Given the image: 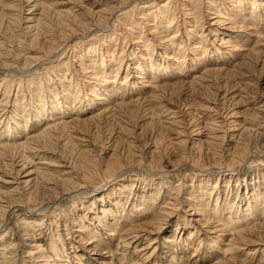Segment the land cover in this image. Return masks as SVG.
I'll return each mask as SVG.
<instances>
[{"label": "rangeland", "instance_id": "rangeland-1", "mask_svg": "<svg viewBox=\"0 0 264 264\" xmlns=\"http://www.w3.org/2000/svg\"><path fill=\"white\" fill-rule=\"evenodd\" d=\"M183 2L0 0V264H264V0Z\"/></svg>", "mask_w": 264, "mask_h": 264}, {"label": "bare ground", "instance_id": "bare-ground-1", "mask_svg": "<svg viewBox=\"0 0 264 264\" xmlns=\"http://www.w3.org/2000/svg\"><path fill=\"white\" fill-rule=\"evenodd\" d=\"M129 2H130V0H128ZM168 1V0H167ZM172 1V0H171ZM184 2H183V5L185 6V7H187V8H189V4H188V2H187V0H183ZM223 1V0H222ZM256 2H257V0H255ZM126 2V1H125ZM124 2V3H125ZM212 2H213V0H212ZM219 2H220V0H219ZM243 2V1H242ZM127 3V2H126ZM170 3V2H169ZM173 3V2H172ZM246 3V2H245ZM259 3V2H258ZM151 4V3H150ZM246 4H249V3H246ZM143 5V4H142ZM177 6H178V4H176ZM192 5V4H191ZM261 5V4H260ZM262 5H264V4H262ZM236 6H237V4H236ZM160 7V6H159ZM179 7V6H178ZM217 7H219V6H217ZM232 8V7H231ZM239 8V7H238ZM247 8V7H246ZM171 9V8H170ZM186 9V8H185ZM233 9V8H232ZM157 10V9H156ZM220 10L221 9H219V10H217V12H218V14H217V16H215L214 18H217V21L216 22H223V21H221V19H225L226 21H228V23H230L228 26L229 27H231V28H233L232 26L233 25H231V24H236V23H238L239 22V20L238 19H235V18H230L229 16H230V14H229V16L228 17H225V16H222L219 12H220ZM226 10H228V9H226ZM245 10V9H244ZM145 11V10H144ZM147 11V10H146ZM169 11V10H168ZM187 11H188V13L189 14H191L192 12L190 11V9H187ZM152 12V11H151ZM181 12V11H180ZM185 12V11H184ZM147 13V12H146ZM145 13V14H146ZM159 14V13H158ZM185 14V13H184ZM224 14V13H223ZM240 15V14H239ZM145 16V15H144ZM222 16V17H221ZM134 18V17H133ZM155 18H156V16H155ZM176 18V17H175ZM213 18V17H212ZM157 19L158 20H165V21H171V15L170 14H167V13H165V11H162L161 12V14L160 15H158V17H157ZM174 19V18H173ZM24 20V19H23ZM216 20V19H215ZM193 22H195V20H192ZM157 22V21H156ZM156 22H155V24H156ZM173 22H175V21H173ZM149 23V22H148ZM153 23V22H152ZM221 24V23H220ZM44 25V24H43ZM47 25V24H46ZM150 25V24H149ZM213 25V24H212ZM159 26V25H158ZM161 26V25H160ZM159 26V27H160ZM228 27V28H229ZM156 29V28H155ZM163 30V29H162ZM172 30V29H171ZM155 31V30H154ZM156 31H157V33H158V35H159V37H164L163 35H160L161 34V30H158V29H156ZM159 31H161V32H159ZM36 32V31H35ZM165 32V31H164ZM226 32V31H225ZM38 33H39V31H38ZM163 33V32H162ZM35 36V35H34ZM38 36H39V34H38ZM171 36V35H170ZM39 38V37H38ZM37 38V39H38ZM141 39V38H140ZM168 40H169V38H168ZM35 46V45H34ZM40 48V47H39ZM169 48V47H168ZM172 48V47H171ZM167 51V50H166ZM169 52V51H168ZM173 52V51H172ZM170 53V52H169ZM169 55V58L172 60L175 56L173 55V54H168ZM178 55V54H177ZM168 58V56H167V59H169ZM210 72V71H209ZM148 82V81H147ZM161 88V87H160ZM163 88V87H162ZM122 107V106H121ZM84 122V121H83ZM225 134V133H224ZM42 137V136H41ZM51 146V145H50ZM9 148L10 147H7V148H5L6 150V152L9 150ZM216 150V149H215ZM239 154V153H238ZM13 155V154H12ZM217 155V154H216ZM221 155V154H220ZM5 156V155H4ZM113 156H115L114 154H113ZM218 156V155H217ZM15 158H16V156H15ZM14 159V156H12L11 157V160H13ZM151 160V159H150ZM141 161V160H140ZM141 164V163H140ZM26 165L27 164H25V162L24 163H21L20 164V166H21V168H19L18 170H16L15 171V174L18 176L19 175V173H25L24 175H23V177H25V178H23V179H20V183L21 184H26V185H29V184H32L33 185V187L35 186V185H37V186H39V184L38 183H36L35 181H34V178H32V173H33V171H32V169H31V171H25V168H26ZM19 166V167H20ZM120 166V165H119ZM119 166H118V169H119ZM28 167V166H27ZM70 169V168H69ZM115 169H116V167H115ZM118 171V170H117ZM113 172V171H112ZM114 172H116V171H114ZM120 172V171H119ZM125 172V171H124ZM9 173H11V172H9ZM43 174V173H42ZM9 175V174H8ZM11 175V174H10ZM21 175V174H20ZM39 175V174H38ZM124 175V174H123ZM29 176V177H28ZM50 176V175H49ZM119 176H122L121 174L119 175ZM118 176V177H119ZM14 177V176H13ZM39 177V176H38ZM37 177V178H38ZM41 177H43V176H41ZM118 177L116 176L114 179H118ZM121 178V177H120ZM25 179V180H24ZM42 179V178H41ZM113 179V180H114ZM113 180H111V181H113ZM39 181H41V180H39ZM65 181V180H64ZM64 181H63V188H64V190L66 189H68L67 187L68 186H70L71 184H69V181L67 182V181H65V183H64ZM3 183L6 185V184H13L14 182H13V180H4L3 181ZM42 183V182H41ZM109 183V182H108ZM15 184V183H14ZM72 186V185H71ZM70 186V187H71ZM79 187V186H78ZM76 188L77 187H74V188H71L72 190H76ZM8 189V188H7ZM70 189V190H71ZM78 190V189H77ZM83 190L84 189H81V190H79V194H82V192H83ZM85 191V190H84ZM63 192V191H62ZM67 192V191H66ZM5 192H3V194H4ZM7 193V192H6ZM5 193V194H6ZM9 193H12V191L10 192L9 191ZM62 194V193H61ZM67 194H69V192H67ZM77 194V193H76ZM75 193H74V195H76ZM65 195V194H64ZM1 196V195H0ZM52 196H54L53 194H52ZM84 196V195H83ZM189 198V197H188ZM45 200V199H44ZM54 204V203H53ZM191 207V206H190ZM195 208V207H194ZM194 208H193V213L192 214H196V211H199L200 209H198V207H196L195 208V211H194ZM109 210V209H108ZM195 212V213H194ZM200 212H203L202 210L200 211ZM198 213V212H197ZM203 216H204V214H203ZM206 217V216H205ZM205 217H204V219H205ZM154 221V220H153ZM148 225V224H147ZM254 228V227H253ZM162 229V228H161ZM138 230V229H137ZM260 233V232H259ZM254 241V240H253Z\"/></svg>", "mask_w": 264, "mask_h": 264}]
</instances>
